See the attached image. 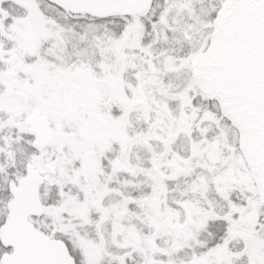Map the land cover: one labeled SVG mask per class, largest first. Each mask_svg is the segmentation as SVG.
<instances>
[{"label": "snow or ice", "instance_id": "obj_1", "mask_svg": "<svg viewBox=\"0 0 264 264\" xmlns=\"http://www.w3.org/2000/svg\"><path fill=\"white\" fill-rule=\"evenodd\" d=\"M0 264H264V0H0Z\"/></svg>", "mask_w": 264, "mask_h": 264}]
</instances>
